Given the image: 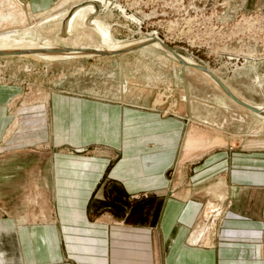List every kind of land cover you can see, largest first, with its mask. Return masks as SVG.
Returning a JSON list of instances; mask_svg holds the SVG:
<instances>
[{
    "label": "crops",
    "instance_id": "0c3cea01",
    "mask_svg": "<svg viewBox=\"0 0 264 264\" xmlns=\"http://www.w3.org/2000/svg\"><path fill=\"white\" fill-rule=\"evenodd\" d=\"M55 3L0 0V29ZM24 93L0 82V264H264V138L125 97Z\"/></svg>",
    "mask_w": 264,
    "mask_h": 264
},
{
    "label": "rangeland",
    "instance_id": "374dc122",
    "mask_svg": "<svg viewBox=\"0 0 264 264\" xmlns=\"http://www.w3.org/2000/svg\"><path fill=\"white\" fill-rule=\"evenodd\" d=\"M79 1L55 0L54 6L61 7L54 13L0 33L16 32L17 38L35 45L55 42L61 26L58 19L47 18ZM103 1L100 16L112 26L114 42L157 30L176 53L206 66L240 99L264 105V0ZM23 31L29 32L26 38ZM98 43L100 35L89 29L69 39L75 47ZM145 48L50 62L32 55H4L0 82L24 85L26 106L42 103L50 91L74 90L146 101L166 113L188 114L197 125L204 121L226 133L237 129L245 138H264V117L233 100L208 74L170 58L162 49ZM217 218L221 215L213 216L211 223Z\"/></svg>",
    "mask_w": 264,
    "mask_h": 264
},
{
    "label": "bare ground",
    "instance_id": "6f19581e",
    "mask_svg": "<svg viewBox=\"0 0 264 264\" xmlns=\"http://www.w3.org/2000/svg\"><path fill=\"white\" fill-rule=\"evenodd\" d=\"M84 1H94V2L99 1L98 2L99 3L98 14H95L96 10H95V6L93 5V3L82 4ZM100 1L104 3L103 0H82V1L77 2L74 5L72 4L70 7H68L67 9L59 13L52 14L50 17L47 18L46 21H50L52 19H58L60 26L62 27V22L64 18L66 17V15L68 14L71 7L81 4L80 6H77L74 14L68 21V24H67L68 36L62 37V36H59L60 35L59 34L58 39L55 42H52L50 40H46V41L44 40L43 42H41V44L35 45L33 42H27L25 41V39L22 40L20 38H17L18 34H15L16 32L15 33L14 32H3V33H0V51L1 52H7V51H13V50L29 51V53H23V54H17V55L19 56L32 55L42 60H45L47 62H50V61L63 60V59L73 58V57H77V58L84 57L87 54L88 56L89 55H101V54H112V55L120 54L122 52L136 50L138 47H146V48L162 49L165 51V54L168 55L170 58H174L175 60L183 63V65L185 66L186 65L194 66L193 64H198L194 62L193 60H191L190 58L184 57L181 54L176 53V51H174L171 47H169L166 43H164L167 41L166 35H164L163 33L157 30L151 32L146 37L142 36L140 38H134L133 40H130V41L127 40V41H121V42H114L113 33L111 29L112 26L109 25V23L101 19L100 15L103 11H102V4ZM132 19L136 20V18H132ZM80 29H89L90 31H94L95 33L97 32L100 35V43L94 46H88V45L78 46V47H75L77 45L71 46L69 44V39L73 37L75 33ZM28 33L29 32L27 31H23L21 33L22 37L26 38ZM121 50H126V51H121ZM49 58H51V60H47ZM204 72L208 74L211 77V79H213L219 85V87H221V85L212 77L211 73L207 71H204ZM127 91L128 90H126V92ZM232 91L233 90H231V92ZM245 103L252 106L254 109L246 105H243L241 103L240 104L250 109L251 111L257 113L259 116L264 117V105H258V104L255 105L253 102H248V101Z\"/></svg>",
    "mask_w": 264,
    "mask_h": 264
},
{
    "label": "water",
    "instance_id": "95a60500",
    "mask_svg": "<svg viewBox=\"0 0 264 264\" xmlns=\"http://www.w3.org/2000/svg\"><path fill=\"white\" fill-rule=\"evenodd\" d=\"M84 3H93V5L95 6V14H98L99 11V3L97 1H84L82 4ZM81 5V4H80ZM77 5V6H80ZM77 6H73L71 7V9L69 10L68 14L66 15V17L64 18L63 22H62V27L60 30V36L62 37H66L68 36V31H67V24L68 21L70 20V18L72 17V15L75 12V9L77 8ZM121 51H126V50H121ZM31 52V51H30ZM23 53H29V51H17V50H13V51H7V52H1L0 51V56H4V55H17V54H23ZM195 67H197L198 69H201L203 71H207L209 73H211L212 77L221 85V87L237 102L246 105L248 107H251L252 109H254L252 106L246 104L245 102H243L240 98H238L234 93L231 92V90L228 89L227 86H225V84L212 72H210V70H208V68H206V66L204 65H198V64H193Z\"/></svg>",
    "mask_w": 264,
    "mask_h": 264
}]
</instances>
